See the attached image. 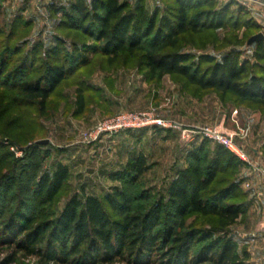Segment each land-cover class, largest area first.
Masks as SVG:
<instances>
[{"label": "trees", "instance_id": "16d2710c", "mask_svg": "<svg viewBox=\"0 0 264 264\" xmlns=\"http://www.w3.org/2000/svg\"><path fill=\"white\" fill-rule=\"evenodd\" d=\"M59 1L52 7L61 15L56 28L72 32L69 43L56 33L47 47L40 42L25 49L8 71L7 60L26 42H13L11 31L0 44V87L17 89L21 96L13 97V101L18 104L36 105L42 114L48 97L60 83L99 54L107 64L120 56H137L138 65L149 79L180 76L187 85L232 95L259 107L264 114V40L246 43L253 34L261 30L264 34V28L250 19L240 22L238 16L228 13L226 4L212 9L215 0H160L162 5L153 7H149L148 0ZM240 23L256 29L245 40L247 56L242 57L243 51L236 47L217 57L204 52L195 54L180 46L187 34ZM79 35L81 38L75 37ZM37 59L40 61L35 67ZM33 67H42V71L30 77ZM78 99L80 107L81 96ZM8 101L7 92H0V109ZM11 141L23 144L14 138ZM37 141L25 150L26 161L20 165V160L0 148V167H6L0 172V187H28L35 206L28 211L20 197L4 217L0 206V246L9 249L0 264H11L18 254L36 257V264H248L247 251L240 254L227 232L248 210L246 193L240 188L243 162L223 145L214 143L211 147L210 140L204 138L186 151L187 165L176 166L167 185V202L160 196L145 210L113 217L108 208L127 209L125 190L116 186L101 196L85 192L81 186V194L69 193L59 211H46L47 204L70 186V167L55 159L44 168L46 156L39 153L45 144ZM148 168L146 156L139 152L128 158L121 170L111 171L108 176L135 182ZM189 212L212 217L215 226L179 230ZM177 220V224L171 223Z\"/></svg>", "mask_w": 264, "mask_h": 264}, {"label": "rangeland", "instance_id": "374dc122", "mask_svg": "<svg viewBox=\"0 0 264 264\" xmlns=\"http://www.w3.org/2000/svg\"><path fill=\"white\" fill-rule=\"evenodd\" d=\"M59 2V0H0V44L11 31V36H14L13 42L21 39H25L26 42V46L20 52L11 54L5 64L6 71L18 63L25 49L40 42L47 47L56 33L69 43L72 32L56 28L57 19L61 15L55 13L52 7ZM147 3L149 7L158 3L162 5L160 0H148ZM225 4L228 13L238 16L240 22L250 19L262 25L264 18L261 12L252 11L237 0H215L212 9H219ZM162 7L160 6V11ZM262 27L264 28V25ZM255 31L254 28L242 27L241 23L216 31L204 30L199 34L185 35L180 46L183 50L195 54L204 52L217 57L231 47H236L243 51L244 57L248 55L244 48L245 40ZM75 37L81 38L80 35ZM87 42L91 40L88 39ZM41 55L42 52L39 53V56ZM39 61L40 59H37L33 65L37 67ZM35 67L28 76L38 75V70L42 67ZM144 72L138 65L137 56H120L112 64H107L101 55H93L88 65L80 66L72 72L50 94L42 114L36 105H20L13 101V97L21 96L17 89L0 87V92H7L9 100V103L0 109V132H4L0 134V148L7 150L13 159L20 160L18 163L20 165L26 161L25 150L31 144L36 140L48 139L39 153L46 156L44 168L51 166L55 159H61L70 167V186L63 188L61 193L47 204L46 211L50 213L59 211L67 195L74 191H78L79 195L84 190L101 196L102 193L112 192L115 186L125 190L127 209L119 206L108 208L113 217L135 209L145 210L160 196L167 202L166 189L176 166L187 165L186 151L197 145L204 137L193 131L187 133L188 135H182L178 129L156 131L152 130V127H146L151 130L141 143H136L129 137L135 130L101 134L95 140L85 138L87 132L91 131L97 122L123 111L152 110L158 116L175 120L188 131L196 127L209 126L232 133L235 141L243 145L248 154L249 150H264V114L259 107L240 102L232 95H222L212 89L199 90L185 84L180 76L165 75L159 79H149ZM78 96H81L82 100L80 107ZM11 138L23 144L12 142ZM209 142L212 147L214 142ZM137 148H141L147 155L148 170L138 176L135 182L127 178L123 182L109 177L108 174L111 172L109 170L114 167L116 168L112 172L121 170L126 160L130 158H127V155L132 154V149L138 151ZM5 168L0 167V172ZM241 168L253 174L258 173L252 166L245 164L241 165L239 176ZM220 185L222 183H219ZM240 188L247 193L251 183L241 181ZM0 191L3 193H0V197L3 195L0 203L3 217L18 203L20 197L25 202V209L28 211L35 209L28 187L12 185L5 190L0 187ZM136 194L144 197H138ZM247 200L251 203V199ZM246 216L247 212L229 226L227 232L233 236L240 254L243 250L247 251L248 264H264V211L260 216ZM183 219L179 230L187 227L215 226L212 217L194 212L185 214ZM178 222L177 220L171 223ZM8 252V248L0 246V259ZM36 263V257L18 254L11 264ZM103 264L126 263L113 261Z\"/></svg>", "mask_w": 264, "mask_h": 264}, {"label": "built area", "instance_id": "2783aa9c", "mask_svg": "<svg viewBox=\"0 0 264 264\" xmlns=\"http://www.w3.org/2000/svg\"><path fill=\"white\" fill-rule=\"evenodd\" d=\"M241 4L247 6L252 11L261 12L264 18V1L263 0H237ZM261 6V7H259ZM146 127H159L163 129H178L182 135L199 133L202 137L209 139L214 143L223 145L226 149L237 156L242 162L252 166L254 170L258 171L264 178V168L258 161L251 158V156L244 149L243 145L238 144L232 133L216 130L209 126L196 127L194 130H187L175 120L165 119L158 116L154 111H123L115 116L106 118L97 122L91 131L87 132L85 138L89 140L97 139L101 134H114L125 130H137ZM242 132V131H241ZM264 227V223H263Z\"/></svg>", "mask_w": 264, "mask_h": 264}, {"label": "crops", "instance_id": "0c3cea01", "mask_svg": "<svg viewBox=\"0 0 264 264\" xmlns=\"http://www.w3.org/2000/svg\"><path fill=\"white\" fill-rule=\"evenodd\" d=\"M262 25H264V21ZM149 130H151V128H146V129L142 128V129L135 130L133 131V134L130 135L129 137L134 139L136 143H141L142 139L147 135ZM152 130L160 131L159 129H152ZM124 134L126 135V132ZM139 152L143 153L147 158V155L144 153V151L141 148H139L138 151L135 149H132L131 150L132 154L131 155L128 154L127 158L133 155H136ZM249 153H250L249 155L252 158H254L256 161L261 163V165L264 168V155H263L264 150H249ZM245 164L246 163L243 162L242 165H245ZM115 168L116 167L111 168V170L109 171H112ZM106 171L109 172L108 170ZM239 177L242 179V181H247L249 184L251 183V188L248 191H246L247 192L246 194L248 195L247 199H251V203L249 202L250 204L248 207L246 217L260 216V214L264 211V178H262V175H260V173L256 172L253 174V173L248 172L247 169L245 168H241Z\"/></svg>", "mask_w": 264, "mask_h": 264}, {"label": "water", "instance_id": "95a60500", "mask_svg": "<svg viewBox=\"0 0 264 264\" xmlns=\"http://www.w3.org/2000/svg\"><path fill=\"white\" fill-rule=\"evenodd\" d=\"M264 40V34L262 32H258L250 36L247 40V45H250L252 42L262 41ZM39 144H45L48 142V139H41L37 141Z\"/></svg>", "mask_w": 264, "mask_h": 264}]
</instances>
